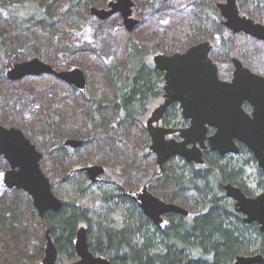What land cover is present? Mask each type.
Masks as SVG:
<instances>
[{"label":"trees","instance_id":"obj_1","mask_svg":"<svg viewBox=\"0 0 264 264\" xmlns=\"http://www.w3.org/2000/svg\"><path fill=\"white\" fill-rule=\"evenodd\" d=\"M148 1L147 11H152L153 15L157 12H170L173 4H177L176 0ZM61 2H64L62 10L54 14ZM95 2L0 0V73L3 74L5 64L19 61L22 56H39L48 60L47 52L50 53L55 42L51 39L46 44L40 43L31 27L54 30V24L66 14L77 20L81 9ZM237 2L242 13L264 19V0ZM213 4L214 0L183 1L180 7L189 15L190 24L186 25L183 37L172 35L169 39L172 41V49L180 45L184 48L202 37H209L214 46L212 55L216 58H225L231 53L253 65H262L264 47H258L249 37L244 40L240 34L226 30L219 22L220 17ZM56 33L54 30L52 36ZM103 34L100 26L94 31L98 41H101ZM131 35L127 43V67L124 74L119 71L122 66L118 58L120 52L117 51L116 57L105 64L104 75L110 84L111 96L98 93L85 97L91 140L97 141L101 150L119 161L124 168L129 165L132 170L142 162V155L135 152V157L129 159L115 148L105 150L104 146L111 140L113 130L125 134L129 125L132 126L135 120L142 118V113H137L136 108L150 103L155 94L154 84L158 83L155 82L158 72L153 68L145 49L156 45L166 46V42L155 34L145 39H134V34ZM247 48H251L248 55ZM106 49L111 52L115 46L108 44ZM109 57L113 58V55ZM5 80H0V103L4 101L10 104V101L18 99L14 107L18 111V119L22 118L24 122L25 134L41 143L54 141L55 145L61 141L69 132L64 129L63 114L55 111L46 102L48 99L41 101L43 104L40 105L20 97L19 93H13L4 84ZM12 125L20 127L17 123ZM56 149L49 151L48 157L61 160L67 148L58 145ZM209 161L212 171L180 167L171 161L165 164L158 181L162 195L170 201L187 203L192 208L200 204L202 210L193 212L194 216L186 220L173 216L169 225L162 229L151 227L149 221L136 209L131 212L126 209L122 215H116L112 208L110 211L111 205H91L92 198L83 194L77 199L80 193H75L73 179L65 177L58 183L57 178L52 179L47 172L52 190L63 200V204L57 211L48 210L40 218L25 192L7 189L0 179V264H42L46 229L58 251V260L76 259L75 227L84 219L88 221L91 230L89 249L93 254L107 257L112 264H230L240 254L258 252L264 256V232L259 231L255 223H243L241 215L235 212L233 206L221 199L222 183L230 181L241 184L240 169L222 160L210 158ZM2 162L0 159V169ZM59 165L65 169L61 161ZM213 165L216 167L215 172ZM86 203H90L92 208H88Z\"/></svg>","mask_w":264,"mask_h":264},{"label":"water","instance_id":"obj_2","mask_svg":"<svg viewBox=\"0 0 264 264\" xmlns=\"http://www.w3.org/2000/svg\"><path fill=\"white\" fill-rule=\"evenodd\" d=\"M132 4L131 0H116L109 3L108 10L96 7H91L90 10L100 18L118 10L130 30L135 22L128 17ZM218 7L226 27L233 32H244L264 40V26L241 16L236 0H220ZM209 49V42L203 41L190 46L184 52L154 56L155 67L165 72L164 101L159 106L160 111L176 101L182 108L183 116L191 118L189 128L183 131L185 139L181 142L162 143L164 131L158 133L156 140H153L155 143L161 142L160 149L156 151L157 162L161 164L172 155L184 157L188 161L201 162L199 149H187L186 143L196 134L200 138L203 137L207 124L216 127L214 136L209 137L211 148H218L221 153L225 150L236 151L232 139L237 138L248 146L259 166L264 168V77L251 72L236 58H232L235 68L232 79H219L217 66L208 58ZM42 74H52L77 89H83L86 84L85 73L80 67L57 71L39 57L15 62L6 72L10 80ZM243 101L252 105V118L241 108ZM65 143L75 147L82 141L68 139ZM150 147L155 150L153 145ZM0 155L10 166L4 173L3 183L8 188L15 187L27 193L40 218L46 211H57L61 207V200L53 193L50 180L40 167L42 153L19 127L4 126L0 123ZM86 169L94 175L101 170L95 165ZM224 190L226 195L236 200L235 210L245 215L244 221H256L264 231V191L255 197H247L238 187L231 184L225 185ZM150 199L141 198L143 207L150 205L155 209L156 206L164 205L163 210L187 214V210L178 205L164 204L156 198ZM144 211L151 218H155L151 210L145 208ZM45 238L42 264H111L109 259L95 255L89 250L86 229L83 226L79 227L74 243L77 255L75 261L58 262V251L47 229ZM230 264H264V256L260 253L240 254L235 256Z\"/></svg>","mask_w":264,"mask_h":264},{"label":"flooded vegetation","instance_id":"obj_3","mask_svg":"<svg viewBox=\"0 0 264 264\" xmlns=\"http://www.w3.org/2000/svg\"><path fill=\"white\" fill-rule=\"evenodd\" d=\"M111 1H116V0L108 1V3L106 4L107 5L106 10L110 7L109 3ZM219 1L220 0H214L213 6L215 7L217 15L220 17L219 22L223 25V27L231 33L240 34L244 38V40H247L246 37L253 39L255 41L254 44L258 45V47H260V46L264 47V40L263 39L256 38V37H254L250 34L244 33V32H233L231 29H229L228 27H226L223 24V17L221 16L220 10L218 7ZM133 4L131 6L132 8H133ZM236 4H237V8L239 10V14L241 16H245L246 18L251 19L254 23H259V24H262L264 26V19L263 18L257 19V18L250 16V15H246V14L242 13L238 7L237 0H236ZM131 11H132V9H131ZM117 13L122 16L121 12L118 10L109 14L108 16H106L105 19L100 18L98 15H96L94 13H91V15H93L95 18H99L100 21L104 20V22H105L108 19L111 21L114 20V15ZM137 23H139V21ZM132 34H134V31L132 32ZM164 40L166 42V46L161 47V46L156 45V46L147 48V50H145V52H147L149 54L150 61L153 65V68L158 72V77L155 79V82H158V83L154 84L155 85L154 86L155 94H153V97L151 98L150 103L148 105H151L152 104L151 102L154 99H155V101L157 100L158 102L153 107H151L150 110L148 111L146 119H145V123L143 125V127L146 130L147 136H148L147 138L149 139V144L145 145L143 147V149H141L139 151H135L134 150V143H131L132 144L131 149L129 148V149L124 151V150L119 149L113 143V138L111 137V140H109L106 143V145L104 146L105 150L115 148L120 154L128 157L129 159H132L133 156L135 157V152H136L139 155H142V158H143L142 162L137 167H133L132 170L129 168V165H127L126 168H124V165L119 163V161L115 160V158H112L111 156H108L107 152H103L100 149L94 153V156H92V157L87 156L86 158L84 157L85 161H83L82 163L80 162L79 165L73 164L74 162L72 161V158L74 156L71 155V152L75 153L76 151H79L83 146L85 147L86 145H88L92 141V140L89 141V139H86V137L79 132H76L73 136L71 135V137H69L70 135H68V134H70V132H67V134H65L63 136L61 141L57 142L54 145L55 151H57L56 148L58 147V145H61L65 149L67 148L65 150V153H63L61 155L62 159L61 160L57 159V161L52 159L53 160V167H54V169L55 168L57 169L56 171L53 169L55 171V173H57V177H56L57 182L58 183L62 182L65 179V177H68V179H73V183H75V185H74V188L76 190L75 193L76 194L80 193V196H78L77 199L81 198L82 197L81 195L83 194L84 196H89L90 198H92V201L90 202L91 205H93V204L98 205L99 203H102L101 206L102 205L103 206L104 205H106V206L111 205L112 207H110V209L112 208L113 211H112V209L110 211H112L116 215H118L119 213L123 214L124 213L123 211L126 209L129 212L135 211V209H136L137 212H140L145 217V219L147 221H149V224L151 225V227H158L159 229H162L163 227L168 226L170 223L169 222L170 218L173 216H176V217L180 216L186 220L187 217L194 216L193 212H197L198 209L200 211L202 210V209H200V204H198L197 207L194 206L192 208L187 203H178L175 201H170L166 197H164V195H162L161 191L159 190L160 186H158V181L160 180V176L163 172V168L167 162L171 161L180 167L181 166H190L192 168H195V169H198L201 171L204 169H208V170L212 171V166H210L211 162L209 161V159L213 158L216 160L225 161L227 163H230V165H232V166L238 167L240 169V173H241V179H240L241 184L232 183L230 181H226V182L222 183L223 196L221 197V199L224 203L228 202L229 204H231L233 206L234 210H235L236 200L234 198H232L231 196L226 195L225 190H224L225 185L231 184L235 187H238L247 197H255L264 191V168L259 166L257 159L255 158L253 152L248 148V146H246L244 143H242L237 138H233L232 140H233L234 145L236 146V151L225 150L223 153H221L220 149L211 148V144L209 142V137L214 136V134L216 132V127L210 126L207 124H205L206 130L204 132L205 135L203 137L200 138L199 136H197L198 134H196L195 136H191L190 137L191 141L186 143L187 149H191V150H195V151H196V149H199L200 156L202 159L201 162H195L194 160L188 161L184 157H181L178 155H172V156L166 158L163 162H161V164H159L157 162L156 151H158V149H160L161 142L155 143L153 140H156L158 133H161L162 131H164V136L162 137V143H165L168 141H170V142L174 141L175 143L181 142L185 139V137H183V131L185 129L189 128V126L191 124V118H186L183 116L182 108H181L180 104L176 101L169 103L162 112L160 111L159 106L164 101V88L163 87L165 85V78H164L165 72L161 71L155 67L154 56L156 54L171 55L175 52H184L190 46L196 45V44L203 42V41H208L210 44V49L208 51V58L213 63H215V65L217 66V75H218L219 79L227 80V81L232 79L233 71L235 69L232 58H236L244 67L249 69L251 72L264 77V63H262V65H259V66L253 65L252 63H250L246 60H243L240 57L235 56L231 53L227 57L221 58L223 61H225V63H229V65L225 67V69L227 70V75L222 76V73H220V70H221L220 62H219V60H217L218 58H216L214 55H212L213 51H214V46H213L212 39L209 37H202V38H200V40L194 41V42L190 43L188 46H185L184 48L181 47V45H180V46H176L173 49L171 46L172 41L169 40L168 38L164 39ZM246 51H247L246 55H248L251 51V48H247ZM33 57H39V56H33ZM33 57L24 58L23 60H28V59H31ZM41 60H43V59H41ZM15 62H18V61H15ZM15 62L7 63L4 65L3 70H2L3 75H4L3 78H5V79L7 78L6 72H7L8 68ZM63 69H72V68H63ZM4 70H5V73H4ZM83 71L85 73V70H83ZM38 76H41V75H38ZM25 77H28V76H25ZM25 77H23V78H25ZM85 77L87 79L86 73H85ZM7 80L11 81L8 78H7ZM64 83H66V82H64ZM66 84H68V83H66ZM68 86L73 91H75V90L81 91V89H77L72 84H68ZM148 105L144 107V110L142 113L146 112V110L149 108ZM241 108L243 109V111L245 113L248 114V116L250 118L253 117L252 116L253 107L251 104H249V102L243 101V103L241 104ZM140 112L141 111H139V113ZM148 120H150V121L147 122ZM2 125H4V124H2ZM4 126H14V125H4ZM16 127H18V126H16ZM20 129L23 131L24 135L27 138H29V140L40 151V149L36 145V144H38V143H36L37 141L28 137L22 128H20ZM163 129H165V130H163ZM91 134H92V132H89L90 136H91ZM68 139H78V140H81L82 143L78 146L73 147V146L65 143V141ZM94 142L98 143L95 140H94ZM151 145L154 146L155 150L151 149V147H150ZM40 152L42 153V156L40 159V167L43 170V169H45L47 163H46V159L44 157L45 153H43L42 151H40ZM235 156L236 157L240 156L241 159L237 160V159H235ZM0 159L5 163V166H6V168L4 169L3 175H2V176H4L5 171L8 170L10 168V166L7 163V161L3 158L2 155H0ZM60 161L63 165H65L64 167L67 170L63 169L59 165ZM251 163H254V164H252V166L254 168L253 170H255V171H252V176H249V175L246 176V173H245L246 170L245 169L247 166H250ZM94 165L99 166L101 168L100 173H98L97 175L89 173L88 170L86 169L87 167L94 166ZM213 166H214L213 172H215L216 167H215V165H213ZM143 168L146 169V172H144L143 174H140V171L143 170ZM43 172L47 175L46 171L43 170ZM47 177L49 178L48 175H47ZM49 180H50V178H49ZM251 181H254V186H251L249 184V182H251ZM2 183H3V178H2ZM50 184H51V182H50ZM3 185L5 186L4 183H3ZM95 185L99 186L98 190L93 189V186H95ZM6 188L7 189H13V188L17 189L15 187H13V188L6 187ZM18 190H21V189H18ZM21 191H23V190H21ZM56 196L61 200V203L63 204V200L59 197V195H56ZM143 197H147L148 200H151L150 198H156V199L162 201L164 204L178 205V206L186 209L187 214L163 210L164 205L156 206L155 209L153 208L154 211H152L153 210L152 207L147 204L148 206H144V207L146 209H149L152 211V214L155 217L153 219L148 214H146L144 211L145 208L141 204V202H142L141 198H143ZM74 198L76 199V197H74ZM30 199H31V197H30ZM99 201H101V202H99ZM31 203H32V201H31ZM90 203H86L88 208H92ZM235 212H237V213H239V215H241V220L243 223H245V224L255 223L257 229L261 232H264L260 229V224L258 222H256V221L245 222L243 219L245 217V215L242 212H239L236 210H235ZM81 226H83L86 229L87 244H88V248H89L88 239H89V236L91 235V230L88 226V221L86 219H84V221H80L77 223V225L75 227V240H76L77 231H78L79 227H81ZM75 240H74V243H75ZM74 250H75V247H74ZM251 254H254V253H251ZM95 255H98V254H95ZM99 256H102V255H99ZM103 257H105V256H103ZM105 258H107V257H105ZM76 259H77V255H76ZM76 259L69 260V261H75ZM58 262H60V260H58ZM65 262H67V261H65Z\"/></svg>","mask_w":264,"mask_h":264},{"label":"rangeland","instance_id":"obj_4","mask_svg":"<svg viewBox=\"0 0 264 264\" xmlns=\"http://www.w3.org/2000/svg\"><path fill=\"white\" fill-rule=\"evenodd\" d=\"M110 0H96L94 4H91L85 9H81L78 14L77 20L73 19L71 16H64L63 19L57 21L54 24V30L57 31L56 35H53L54 30H46L39 26L31 27L33 31L36 32V35L39 37L40 43H47L51 39L55 42V45L49 50L50 53L47 58L44 60L55 68L57 71L63 70V68H73L80 67L85 70L87 79L86 84L81 91L70 89L68 84L61 81L52 74H43L41 76H28L20 80H6L4 84L8 85L9 90L13 93H19L20 97L29 99L31 102L37 104H43L41 101L44 99L46 102H49L51 107L55 111H59L63 114V123L65 131H69L73 136L76 132L81 133L91 141V136L89 132L91 131L90 124L86 119V110H88V105L86 104V95L88 94H98L104 93L106 96H111L110 84L104 72L106 70V62L110 59L116 57V52H120L118 58L121 59L122 66L119 71H126L127 67V43L129 38L132 37V32L134 31L135 38L150 37L151 35H159L163 39H170L172 35L176 37H183L184 30L187 24H190V17L186 15L187 13L181 10L180 5L183 4L185 0H176L177 4H173V7L170 8V12L163 11L157 12L153 15L152 11H147L148 0H131L133 4L131 14L128 16L135 20L132 24L131 29L127 28V24L124 22L123 17L120 14L114 15V20H107L104 22L100 21L99 18H95L91 15L89 8L96 7L99 9H106L107 3ZM64 2H61L59 7L55 9L54 14H57L62 10ZM61 8V9H60ZM109 9V8H108ZM107 9V10H108ZM181 13V14H179ZM55 18V17H53ZM169 18V23L167 19ZM105 19V18H103ZM139 21V23H137ZM167 23V24H166ZM102 27L104 34L101 36V41L94 36V31ZM158 33V34H157ZM63 34V35H62ZM62 35V36H61ZM158 36V37H159ZM242 40V39H241ZM215 42V41H214ZM108 44L114 45V50H108ZM98 46V47H97ZM45 50V49H44ZM147 50V48L145 49ZM59 52V53H58ZM57 54V55H56ZM112 54L113 58H110L109 55ZM115 55V56H114ZM24 59L22 56L21 61ZM220 62L222 76L227 75V70L225 69L229 63H225L222 59H217ZM20 61V60H19ZM18 61V62H19ZM5 73V70H4ZM3 74L0 73V80L3 81ZM6 85V86H7ZM156 89V88H155ZM18 99L10 101V104L5 103L4 101L0 103V120L7 125H12V123H17L20 128L25 129L23 126L22 118H19L18 111L14 107V103ZM158 101L155 99L151 102V105H148L149 108L145 113H142L144 107L136 108V112L141 111L142 118L137 119L134 123L129 125L128 129L125 130V134L121 133L120 130H113L111 132V137L113 138V143L121 150L131 149L132 144L134 143V150L139 151L143 149L145 145L149 144V139L147 138V133L143 127L148 111L153 107ZM20 123H19V121ZM3 124V123H2ZM22 125V127H21ZM15 126V125H14ZM37 147L45 153L46 167L45 171L48 173L52 179L57 177V173L53 167V160L48 157L49 151L54 149V141H49L48 143L36 142ZM98 143H95L93 140L91 143L83 146L79 151L71 152L73 164L79 165L85 161L84 157L94 156V153L100 150ZM51 154V152H50ZM54 157V155H52ZM51 159V161H50ZM235 159H241L240 156ZM87 162V161H86ZM88 164V163H87ZM251 163L250 166L246 167V176H252L253 166ZM6 168L5 163L2 162V167L0 169V179L2 181L3 172ZM55 171H54V170ZM146 172V169L140 171V174ZM251 186H254V181L249 182ZM93 189L98 190L99 186H93ZM90 237V236H89ZM44 255V251H43ZM42 255V257H43ZM60 262H65L60 260Z\"/></svg>","mask_w":264,"mask_h":264}]
</instances>
